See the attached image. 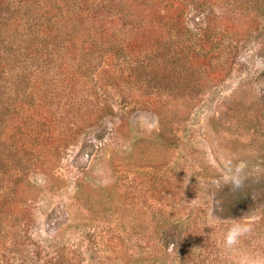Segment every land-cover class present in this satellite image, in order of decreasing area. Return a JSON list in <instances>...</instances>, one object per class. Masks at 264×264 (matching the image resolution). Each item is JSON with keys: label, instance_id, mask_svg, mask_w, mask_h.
Instances as JSON below:
<instances>
[{"label": "rangeland", "instance_id": "374dc122", "mask_svg": "<svg viewBox=\"0 0 264 264\" xmlns=\"http://www.w3.org/2000/svg\"><path fill=\"white\" fill-rule=\"evenodd\" d=\"M106 2L69 49L13 46L39 67L14 68L33 105L2 121L0 197L18 204L0 263L264 264V0ZM237 221L253 230L229 249Z\"/></svg>", "mask_w": 264, "mask_h": 264}, {"label": "trees", "instance_id": "16d2710c", "mask_svg": "<svg viewBox=\"0 0 264 264\" xmlns=\"http://www.w3.org/2000/svg\"><path fill=\"white\" fill-rule=\"evenodd\" d=\"M104 1H107L105 4L113 2V0H0V135L2 121L8 115L14 113L15 117L26 119L24 106L29 101L31 103L26 107L33 105L32 99H34V96L29 94L30 92L26 93L25 90L21 93L18 88L23 73L14 71V68L20 64L33 67L39 66L37 57L33 52L26 54L28 59L22 60L20 54L13 48L19 42L18 34L28 35L34 47L35 45L40 46L42 53L52 51L54 46H51L50 42L53 43L55 40H50L51 37L59 40L58 44H62L64 42L62 38L65 37L69 42L66 49H69L71 45L73 46L76 43L77 37L84 39L87 32L90 33L93 30V35L96 36L101 31L93 22H97ZM20 27L23 30L19 33ZM102 35H105V33ZM32 42L30 43L32 44ZM61 46L63 48V45ZM114 48L115 46L112 47V49ZM228 51L232 52L231 50ZM45 61H41L39 65H46ZM82 65L84 64H81L80 67ZM82 67L77 73L79 74L78 77L88 75L87 72L82 71ZM128 67V72L125 74L126 79L130 78L132 74L133 64L129 63ZM25 76L29 84L34 82L32 74H25ZM92 93L89 92V96ZM66 103L67 101H64V105ZM74 106V103L71 102V107ZM95 107L97 108V105ZM80 111H82L80 108L77 109V113ZM69 112L76 117L75 109H70ZM82 117H85L82 119L83 125L91 124L89 122L91 115L84 114ZM14 176L18 177L17 174H14ZM22 185L29 188V185L25 182ZM4 195L0 197V215L4 214L6 216L9 215L8 210L14 209L11 206L12 203L17 206L18 202L14 201L15 199H12L11 195L7 198H4Z\"/></svg>", "mask_w": 264, "mask_h": 264}, {"label": "clouds", "instance_id": "9594fccd", "mask_svg": "<svg viewBox=\"0 0 264 264\" xmlns=\"http://www.w3.org/2000/svg\"><path fill=\"white\" fill-rule=\"evenodd\" d=\"M222 181L224 184L231 185L233 189H240L244 183L243 166L240 164H233L231 159H226L223 162ZM252 230L253 225L251 223L234 222L225 233V246L231 249L239 243L242 236L249 234Z\"/></svg>", "mask_w": 264, "mask_h": 264}]
</instances>
